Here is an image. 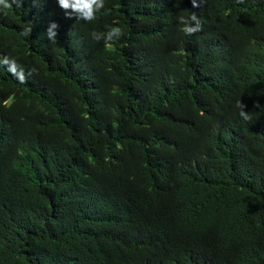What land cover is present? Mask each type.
<instances>
[{
  "label": "trees",
  "instance_id": "obj_1",
  "mask_svg": "<svg viewBox=\"0 0 264 264\" xmlns=\"http://www.w3.org/2000/svg\"><path fill=\"white\" fill-rule=\"evenodd\" d=\"M9 3L0 264H264V0Z\"/></svg>",
  "mask_w": 264,
  "mask_h": 264
},
{
  "label": "clouds",
  "instance_id": "obj_2",
  "mask_svg": "<svg viewBox=\"0 0 264 264\" xmlns=\"http://www.w3.org/2000/svg\"><path fill=\"white\" fill-rule=\"evenodd\" d=\"M14 2L19 6L23 3V0H14ZM239 2L243 3V0H239ZM57 3L59 7L65 11L67 16L71 17L74 15L76 19H82L87 22L95 20L96 13L105 7V0H57ZM192 4L194 8L200 6L199 3H197V0H192ZM0 7H11V4L9 3V0H0ZM179 22L184 25L182 30L188 36H191L202 29L199 17L195 12H192L189 17H179ZM58 27L59 25L56 22H51L46 31L47 38L53 43L56 42L57 31L55 30L58 29ZM31 30L32 25H29L23 30L22 34L24 36H29ZM122 34V29L117 26L112 27L106 33L93 32L91 35L96 41L104 40L108 43L115 39H119ZM0 64L6 66L9 71H12L14 75H18V78L23 81V76L14 71L15 68H18L14 59L5 57L3 60H0ZM237 106L240 108V116L245 120H249L251 118L249 113L244 111L246 106L241 103V101L238 102ZM259 106L260 104L257 101L254 104V107Z\"/></svg>",
  "mask_w": 264,
  "mask_h": 264
}]
</instances>
